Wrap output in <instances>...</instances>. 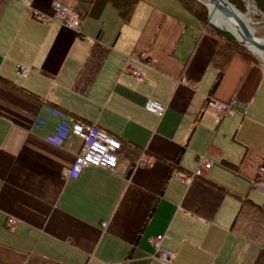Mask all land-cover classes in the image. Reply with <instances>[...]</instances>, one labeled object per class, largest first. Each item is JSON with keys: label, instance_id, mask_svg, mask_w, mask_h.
Masks as SVG:
<instances>
[{"label": "crops", "instance_id": "obj_1", "mask_svg": "<svg viewBox=\"0 0 264 264\" xmlns=\"http://www.w3.org/2000/svg\"><path fill=\"white\" fill-rule=\"evenodd\" d=\"M23 1L0 0V264H162L159 235L168 264H264V66L237 54L213 90L217 40L178 0L202 35L160 4L135 26L144 0L128 24L111 3L92 15L96 0ZM55 1L80 31L52 19ZM62 121L118 139L116 171L70 178L82 141L51 143Z\"/></svg>", "mask_w": 264, "mask_h": 264}, {"label": "built area", "instance_id": "obj_2", "mask_svg": "<svg viewBox=\"0 0 264 264\" xmlns=\"http://www.w3.org/2000/svg\"><path fill=\"white\" fill-rule=\"evenodd\" d=\"M20 1L23 5L25 4L23 0ZM31 16L40 22L47 20L46 15L37 10H32ZM52 19L69 30L80 31L81 23L79 18L61 2L55 1L52 4ZM24 71L23 68H20V74L24 73ZM123 74L137 79L143 78V74L132 64L126 66L123 70ZM145 109L149 113L158 116H162L165 112V107L153 100L147 101ZM54 114L56 116H62V113L59 111H55ZM71 137L78 138L82 141V150L80 154L76 156L72 168L65 171L70 178H79L89 168L102 169L111 173L116 171L124 150L123 144L118 139L101 131L94 125H86L79 121L73 123L62 121L55 128V136L50 142L59 146ZM154 165L155 161L153 159H148L139 162L137 168H153ZM211 167L212 161L205 156L199 157L197 159V168L194 177H203L205 172L210 170ZM253 187L264 193V166L258 169L257 176L253 181ZM11 223L12 221H9V225ZM164 239V236L159 235L151 238L149 242L156 252V259L158 262L168 264L171 261V255L161 250V244Z\"/></svg>", "mask_w": 264, "mask_h": 264}, {"label": "trees", "instance_id": "obj_3", "mask_svg": "<svg viewBox=\"0 0 264 264\" xmlns=\"http://www.w3.org/2000/svg\"><path fill=\"white\" fill-rule=\"evenodd\" d=\"M140 2H142V0H96L91 14H99L106 3H111L117 9L123 22L128 24L130 23L135 9ZM178 2L204 27L206 26L208 12L205 6L197 4L195 0H178ZM229 2L240 12H246L244 0H229ZM252 2L254 3L256 10L264 14V0H252ZM210 35L217 40L216 50L214 51L210 60V65L218 71L217 80L213 87L214 90L219 85L221 79L223 78L224 72L228 68L235 55L242 54L250 57L251 59H254V56L247 49L231 43L214 30L212 33L210 32Z\"/></svg>", "mask_w": 264, "mask_h": 264}, {"label": "water", "instance_id": "obj_4", "mask_svg": "<svg viewBox=\"0 0 264 264\" xmlns=\"http://www.w3.org/2000/svg\"><path fill=\"white\" fill-rule=\"evenodd\" d=\"M196 1L208 9L209 27H211L214 31L231 43L247 49L264 66V46L261 43V38L256 36L255 30L251 26V21L245 14L236 9V7L229 2V0H226L228 5L225 7V9L218 7V0H211L214 6L217 4L216 6L219 13L226 20V22L229 23H227V28L224 30L210 23L211 13L208 5H206L204 2H200L199 0ZM233 28H235V31ZM236 30L246 33L249 45L237 38Z\"/></svg>", "mask_w": 264, "mask_h": 264}, {"label": "rangeland", "instance_id": "obj_5", "mask_svg": "<svg viewBox=\"0 0 264 264\" xmlns=\"http://www.w3.org/2000/svg\"><path fill=\"white\" fill-rule=\"evenodd\" d=\"M199 1L204 2V0H199ZM195 2L201 5L196 0ZM244 2H245L246 12L243 14H245L251 21V26L255 30L256 36L259 38H264V14L256 10L252 0H244ZM154 4L155 5L160 4V6L166 9V12H171L176 16H182V14H184L187 17V20L192 23V28L195 29V27H197L199 34L202 35L203 29L201 26H199L200 23L196 21L192 16L184 12L182 8L178 6L175 0H144V3L140 4L137 13L135 15V18L133 20V24L135 26H140L142 24V22L145 20L146 17V11L149 8L155 6ZM208 20L209 18L207 17V24L205 27L209 33L210 32L212 33L213 29L209 27Z\"/></svg>", "mask_w": 264, "mask_h": 264}, {"label": "bare ground", "instance_id": "obj_6", "mask_svg": "<svg viewBox=\"0 0 264 264\" xmlns=\"http://www.w3.org/2000/svg\"><path fill=\"white\" fill-rule=\"evenodd\" d=\"M204 3L206 5H208L209 10H210V23L212 25H215L221 29L226 30L227 28V23L226 20L221 16V14L219 13L218 9H217V4H213V2L211 0H204ZM228 5L226 0H218V7L221 9H225V7ZM229 24V23H228ZM235 27V26H234ZM235 31V28H233ZM236 36L239 40L243 41L244 43H246L247 45H249L248 43V38L245 32H242L240 30H236ZM261 43L264 46V38H261ZM254 51V50H253Z\"/></svg>", "mask_w": 264, "mask_h": 264}]
</instances>
